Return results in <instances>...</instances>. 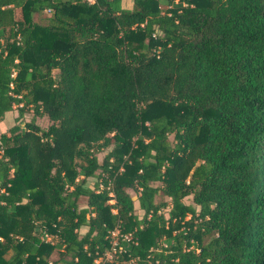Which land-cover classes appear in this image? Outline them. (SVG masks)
I'll return each mask as SVG.
<instances>
[{"label":"trees","instance_id":"trees-1","mask_svg":"<svg viewBox=\"0 0 264 264\" xmlns=\"http://www.w3.org/2000/svg\"><path fill=\"white\" fill-rule=\"evenodd\" d=\"M3 118L0 264H264V0H0Z\"/></svg>","mask_w":264,"mask_h":264},{"label":"built area","instance_id":"built-area-1","mask_svg":"<svg viewBox=\"0 0 264 264\" xmlns=\"http://www.w3.org/2000/svg\"><path fill=\"white\" fill-rule=\"evenodd\" d=\"M88 3L93 2V0H86ZM98 188H102V184L99 183L98 184ZM110 194V193H109ZM109 202L111 203L112 200H109ZM119 235L118 229L115 228L113 230H111L109 232V236H110V249L109 251H106L104 253V259H109L111 257V255L116 251V246H117V236ZM123 238L128 239L127 235H123ZM101 260V258H97L94 260L95 263H98Z\"/></svg>","mask_w":264,"mask_h":264},{"label":"rangeland","instance_id":"rangeland-1","mask_svg":"<svg viewBox=\"0 0 264 264\" xmlns=\"http://www.w3.org/2000/svg\"><path fill=\"white\" fill-rule=\"evenodd\" d=\"M15 17L16 18H19V11L16 9L15 10ZM55 73V71H53V74ZM27 111L25 112V115H24V117H23V119H29L30 118V116L32 115V112H31V110H29L28 108L26 109ZM36 122H38L41 126H45L46 124H47V121H46V119H43V118H37L36 119ZM12 120L11 119H6L5 120V124H6V126L7 127H9V126H11L12 125ZM169 137H171V136H169ZM107 150L108 149H104V150H102V151H100L98 154H97V156H98V158H101L106 152H107ZM134 195H135V193H133V192H131V196L132 197H134ZM82 203V201H80V204Z\"/></svg>","mask_w":264,"mask_h":264},{"label":"crops","instance_id":"crops-1","mask_svg":"<svg viewBox=\"0 0 264 264\" xmlns=\"http://www.w3.org/2000/svg\"><path fill=\"white\" fill-rule=\"evenodd\" d=\"M5 118H3L1 121H0V131L4 130L6 127L4 126L5 124Z\"/></svg>","mask_w":264,"mask_h":264}]
</instances>
